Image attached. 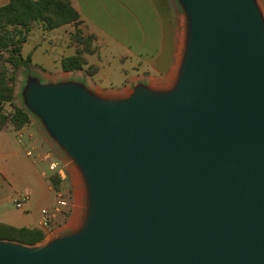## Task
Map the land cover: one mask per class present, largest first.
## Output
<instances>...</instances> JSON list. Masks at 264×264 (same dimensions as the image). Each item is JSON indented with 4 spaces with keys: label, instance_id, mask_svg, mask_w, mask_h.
Wrapping results in <instances>:
<instances>
[{
    "label": "water",
    "instance_id": "water-1",
    "mask_svg": "<svg viewBox=\"0 0 264 264\" xmlns=\"http://www.w3.org/2000/svg\"><path fill=\"white\" fill-rule=\"evenodd\" d=\"M170 83L108 97L28 74L23 105L78 171L76 226L0 240V264H264V15L257 0H175Z\"/></svg>",
    "mask_w": 264,
    "mask_h": 264
},
{
    "label": "crops",
    "instance_id": "crops-1",
    "mask_svg": "<svg viewBox=\"0 0 264 264\" xmlns=\"http://www.w3.org/2000/svg\"><path fill=\"white\" fill-rule=\"evenodd\" d=\"M8 1L0 0V7ZM69 1L79 14L81 23L64 25L48 32L53 37L64 33L70 36L74 28L81 29L83 34L93 38L91 51L83 54L86 61L83 70L64 72L61 60L76 52L75 46L67 47L70 55L62 57L59 62L61 77L48 82L77 80L96 93L117 92L122 96L138 83L155 87L170 83L178 66L184 36V19L175 0ZM111 61L116 62L114 69L121 78L118 88H114L111 82L106 83L114 71ZM49 177L44 164H34L26 156L15 130L9 127L0 129V224L40 228L46 233L42 220L49 213L52 224L60 221L73 205L69 199L66 208L53 211L57 193ZM18 199H22L21 208H16ZM12 205L20 211L16 218L9 217ZM43 210L47 215H42ZM69 218L61 227L70 226L71 230L73 221ZM76 220L74 222L77 223Z\"/></svg>",
    "mask_w": 264,
    "mask_h": 264
},
{
    "label": "rangeland",
    "instance_id": "rangeland-1",
    "mask_svg": "<svg viewBox=\"0 0 264 264\" xmlns=\"http://www.w3.org/2000/svg\"><path fill=\"white\" fill-rule=\"evenodd\" d=\"M260 8L264 15V0H257ZM180 13L182 14L181 10ZM78 36V37H77ZM28 41L22 44L21 55L23 57L30 56L31 62L28 68L18 67L14 68L9 64H5L6 66V82L8 87L11 89V98L9 100H5L0 103L1 113L10 118L15 109H22L28 115L29 121L27 124L22 126L20 129L15 130L12 125H7L16 131L18 134L21 131H25L30 139L38 145V148L41 152L50 153L55 161L62 163L65 166L66 170V178L61 183V191L68 195L69 199L73 207L71 210H66L65 215L60 218V221H56L54 224L52 222L49 226H43L47 236V240L59 236L60 234L66 233L70 231V226L61 227V225L65 224L68 221V218L72 215L71 219L73 221V225L71 229H73L78 223V219L82 216L84 210V193H83V184L80 180L81 177L72 163L65 157L62 151L52 142V140L45 133L40 122L26 110L23 105V100L21 96V92L25 83V79L28 74H31L37 78H39L42 82L46 83L48 81H53L58 79L61 73V69L59 66L60 59L64 56L70 55L68 48H72L75 46L78 49H82V44L80 40H87L89 38L88 35L83 34L81 29L74 28L70 32V36L67 34H60L57 36H52L48 31H44L40 24H35L28 34ZM81 45V46H80ZM5 57L7 55L4 54ZM111 68L114 69L116 62L111 61ZM67 75V74H66ZM78 75V74H77ZM72 76V75H70ZM113 83L114 88L120 87L121 78L114 69L111 77L106 81V83ZM151 86V85H150ZM155 87V86H152ZM103 96L108 97H118L122 96L120 93H99ZM77 180V181H76ZM80 182V183H79ZM81 189V190H80ZM10 209V218H16L19 215L18 209H15V205H12ZM15 209V210H14ZM77 218V223L74 222ZM58 230L54 232L53 230ZM38 243L36 245L42 244Z\"/></svg>",
    "mask_w": 264,
    "mask_h": 264
},
{
    "label": "trees",
    "instance_id": "trees-1",
    "mask_svg": "<svg viewBox=\"0 0 264 264\" xmlns=\"http://www.w3.org/2000/svg\"><path fill=\"white\" fill-rule=\"evenodd\" d=\"M79 14L71 6L69 0H9L0 7V103L11 98V89L6 82V66L9 64L15 69L28 68L31 58L21 55L22 44L28 40V34L35 24H40L44 31H51L68 24H80ZM78 37V36H77ZM92 36L87 40H80L82 49L76 48L73 56L61 60V69L64 72L83 70L86 61L85 52L91 51ZM7 55V57L4 56ZM29 121L25 110L15 109L10 118L4 116L0 109V129L12 125L15 130L20 129ZM49 181L56 193L61 191V180L50 176ZM50 220L48 223H51ZM45 232L43 229L15 228L0 224V240L18 242L33 246L43 242Z\"/></svg>",
    "mask_w": 264,
    "mask_h": 264
},
{
    "label": "built area",
    "instance_id": "built-area-1",
    "mask_svg": "<svg viewBox=\"0 0 264 264\" xmlns=\"http://www.w3.org/2000/svg\"><path fill=\"white\" fill-rule=\"evenodd\" d=\"M17 140L22 145L26 156L29 157L34 164H44L50 176H56L60 180H65V166L62 163L55 161L52 154L39 151L37 144L30 139L25 131H21L17 134ZM15 203L16 208H21L22 199L16 200ZM55 204L56 206L53 211L59 212L61 208H66L68 206L69 200L63 193H57ZM41 213L42 215H47V212L44 210ZM50 216L52 217L49 213L46 218L42 220V226H47Z\"/></svg>",
    "mask_w": 264,
    "mask_h": 264
},
{
    "label": "bare ground",
    "instance_id": "bare-ground-1",
    "mask_svg": "<svg viewBox=\"0 0 264 264\" xmlns=\"http://www.w3.org/2000/svg\"><path fill=\"white\" fill-rule=\"evenodd\" d=\"M180 49H181V47H180ZM182 50V49H181ZM179 60V59H178ZM81 180V179H80ZM77 181V180H76ZM80 183V182H79ZM81 190V189H80Z\"/></svg>",
    "mask_w": 264,
    "mask_h": 264
}]
</instances>
